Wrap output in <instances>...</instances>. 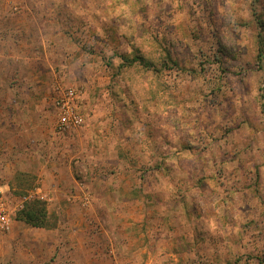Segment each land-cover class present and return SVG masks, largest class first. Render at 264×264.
<instances>
[{
	"label": "rangeland",
	"instance_id": "rangeland-1",
	"mask_svg": "<svg viewBox=\"0 0 264 264\" xmlns=\"http://www.w3.org/2000/svg\"><path fill=\"white\" fill-rule=\"evenodd\" d=\"M16 2L0 264H264V0ZM69 89L83 122L62 128ZM36 193L49 229L17 219Z\"/></svg>",
	"mask_w": 264,
	"mask_h": 264
},
{
	"label": "built area",
	"instance_id": "built-area-1",
	"mask_svg": "<svg viewBox=\"0 0 264 264\" xmlns=\"http://www.w3.org/2000/svg\"><path fill=\"white\" fill-rule=\"evenodd\" d=\"M74 96V91L69 89L63 96L58 97L55 103L60 112L59 119L62 128L76 127L83 122L82 117L73 107ZM35 197L41 201H48L47 195L36 193ZM87 205L88 202L85 201L84 206ZM13 217L14 211L8 208L4 192L0 190V232H5L11 228Z\"/></svg>",
	"mask_w": 264,
	"mask_h": 264
},
{
	"label": "trees",
	"instance_id": "trees-1",
	"mask_svg": "<svg viewBox=\"0 0 264 264\" xmlns=\"http://www.w3.org/2000/svg\"><path fill=\"white\" fill-rule=\"evenodd\" d=\"M125 60L129 64H133L136 61V59L130 61L126 58ZM17 219L36 228L49 229L52 226L48 219L45 202L38 199L37 201H32V203H26L24 208L17 214Z\"/></svg>",
	"mask_w": 264,
	"mask_h": 264
},
{
	"label": "crops",
	"instance_id": "crops-1",
	"mask_svg": "<svg viewBox=\"0 0 264 264\" xmlns=\"http://www.w3.org/2000/svg\"><path fill=\"white\" fill-rule=\"evenodd\" d=\"M13 5H12V9L13 10H18V9H20L18 6H17V2H16V0H9ZM22 10V15H28L29 13H30V9L28 8V7H26L25 9H21ZM8 13H10L9 11H8ZM32 13V12H31ZM1 14H7V12L5 11V10H3L2 11V13ZM0 19H3V18H1L0 17ZM0 23H1V21H0ZM0 34H1V31H0ZM9 38L10 39H8V42H10V43H12V45L11 46H13V45H16V43L14 42V38L11 36V34H10V36H9ZM2 40V39H1ZM0 40V41H1ZM16 42H18L19 43V41H16ZM2 47H1V45H0V49H1ZM30 55H32V56H36V54H30ZM29 57H31V56H29ZM32 58V57H31ZM25 59H27V57L25 56V55H22V54H19V53H5L3 50H0V62L1 61H4V62H8V61H15V62H21V61H24ZM29 91V90H28ZM0 92H1V90H0ZM28 100H29V98H28ZM38 101V100H37ZM29 103L26 101V105H27V107L29 106L28 105ZM0 109H4V108H2V107H0ZM0 112H2V110H0ZM1 116V115H0ZM3 117L4 118H8L7 117V114L5 113L4 115H3ZM2 117H0V119H1ZM6 132V131H5ZM28 145H29V141L27 140V141H25V143H24V146H23V148H22V150H26V149H29L28 148ZM39 200V199H38ZM41 201V200H40ZM44 202V201H43ZM88 204H89V201H88ZM14 221V220H13Z\"/></svg>",
	"mask_w": 264,
	"mask_h": 264
}]
</instances>
